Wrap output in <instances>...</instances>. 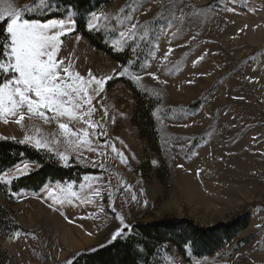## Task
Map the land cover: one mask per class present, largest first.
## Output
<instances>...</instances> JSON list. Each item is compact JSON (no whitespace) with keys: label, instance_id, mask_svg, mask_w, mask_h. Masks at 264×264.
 <instances>
[{"label":"rangeland","instance_id":"374dc122","mask_svg":"<svg viewBox=\"0 0 264 264\" xmlns=\"http://www.w3.org/2000/svg\"><path fill=\"white\" fill-rule=\"evenodd\" d=\"M7 3L23 7L34 0H0ZM67 8L51 0V10L37 6L24 15L43 22L67 17ZM92 13L107 19L100 18V30L90 32L123 61L93 45L76 25L62 37L57 59L84 77L89 71L97 78L113 76L122 66L140 77L139 82L129 75L108 80L93 100L91 119L128 163H121L111 147L98 156L70 145L55 120L46 123L27 113L21 124L15 123L18 117L8 123L0 118V140L28 135L33 143H48L50 153L68 155L70 166L93 170L78 182H61H75L78 197L71 203L57 204L48 196L46 189L60 181L0 197L15 225L0 234V264H69L77 254L113 242L116 214L130 225L122 239L134 234L136 224L152 221L184 219L201 228L242 224L209 255L196 256L189 245L185 255L172 244L162 245L156 264H264V0H110L82 15L85 23ZM70 15L77 20L81 14L73 10ZM131 24L138 25L135 43L126 39ZM114 45L123 51L113 50ZM129 57L134 63L122 65ZM128 82L155 101L156 146L133 121L136 100ZM63 122L74 130L84 127L67 118ZM25 163L30 171L38 168L30 160L16 165ZM94 163H103V170ZM16 165L2 175L16 176ZM88 184L101 188V195H93ZM87 198L94 203H81ZM71 227L83 231L87 241Z\"/></svg>","mask_w":264,"mask_h":264},{"label":"snow or ice","instance_id":"6c2138e0","mask_svg":"<svg viewBox=\"0 0 264 264\" xmlns=\"http://www.w3.org/2000/svg\"><path fill=\"white\" fill-rule=\"evenodd\" d=\"M37 6L41 10H51V0H34L33 4H25L23 7L12 3L0 5V118H4V122L8 123L9 117H18L15 123L21 124L27 113L44 118L46 123L55 120L70 145L82 147L89 152H96L98 156L106 155L103 149L111 147L115 157L121 163L127 164V157L111 144L100 124L91 119L94 112L93 100L105 90L108 80L129 75L132 80L139 82L140 77L132 75L128 67L123 66L122 70H115L113 76L104 78L93 76L91 71L87 77L72 71L70 66H65L64 59H57V57L61 50L62 37L75 31L77 20L70 15L73 9H66L69 13L67 17H53L43 22L25 18L24 14L35 12ZM100 18L107 19V16L103 13L100 16L95 13L90 14L89 20L85 23V29L99 31ZM137 27V24H131L126 36V39L132 40L133 43L137 39L135 35ZM121 35L125 36V33L122 32ZM80 38L78 36L77 40ZM123 43H125L123 40L116 41L115 45ZM115 45L113 50L123 51L122 47H115ZM135 51V47H132V52ZM171 52L172 49L169 48L165 53V59ZM132 63L134 61L129 57L128 60L122 62V65ZM151 75L155 77V74ZM47 113H51V116ZM64 118L68 121L79 122L84 127H77L74 130L69 127V123L63 122ZM93 139L102 140L103 143L93 147ZM18 142L32 144L39 150L53 151L48 143L39 139L33 143V138L28 135ZM55 155L58 156L63 166H70L68 155L61 152H56ZM76 159L79 160L80 157L77 156ZM93 166H99L102 170L104 167L103 163L99 165L94 163ZM15 171L16 176L0 175V181L10 185L22 175L30 174L27 163L23 167L16 165ZM83 179L87 182L89 177L85 176ZM74 183L66 182L64 186L58 182L56 188H48L46 191L54 203H71L73 197H78V193L73 190ZM84 187V184H80V188ZM88 188L93 195H101V188H93L91 184H88ZM13 195L19 194L14 193ZM108 199L111 206V193ZM132 199L135 200L136 197L133 195ZM81 203H94V201L87 198L81 200ZM113 213L115 214L114 207ZM116 216L119 226L112 232L111 241H116L130 228L123 216L118 214Z\"/></svg>","mask_w":264,"mask_h":264},{"label":"trees","instance_id":"16d2710c","mask_svg":"<svg viewBox=\"0 0 264 264\" xmlns=\"http://www.w3.org/2000/svg\"><path fill=\"white\" fill-rule=\"evenodd\" d=\"M56 1L60 7H70L77 14H81L77 17V32H81L97 48L103 49L117 60L123 61L121 54H113L109 48L102 44L99 35L85 29V21L82 16L94 10L102 2L110 0ZM128 85L131 86L129 82ZM131 88L136 100L133 121L143 135L145 131L149 134L151 146H156L158 137L152 115L155 101L132 86ZM18 141V139L0 140V175L22 160L33 161L38 164V168L30 171V174L15 179L10 186L0 181V197H6L9 191L15 193L22 189L37 190L47 181L78 182L83 175L93 172L92 169L80 165L64 167L54 154ZM240 227L242 224L232 222L201 228L184 219L140 223L135 225L133 235L125 239L118 238L116 241L93 251L81 252L73 258L71 264H156L159 247L168 243L176 246L183 255H185V246L188 245L196 256L209 255L221 248L226 241L231 240ZM8 228L14 229V222L0 205V234H3V230Z\"/></svg>","mask_w":264,"mask_h":264},{"label":"bare ground","instance_id":"6f19581e","mask_svg":"<svg viewBox=\"0 0 264 264\" xmlns=\"http://www.w3.org/2000/svg\"><path fill=\"white\" fill-rule=\"evenodd\" d=\"M70 231H71L72 234H77V235H75L76 237H79V236H81L80 238H83V237H84V241H87L88 238L86 237V235H84V234L82 233L83 231H81L79 228H74V227L72 228V227H71V230H70ZM66 234H67V232H66ZM75 240H76V239H75ZM82 240H83V239H82ZM73 242H74V241H73ZM76 242H77V241H76ZM76 242H74V243H76ZM63 248H64V247H63Z\"/></svg>","mask_w":264,"mask_h":264}]
</instances>
